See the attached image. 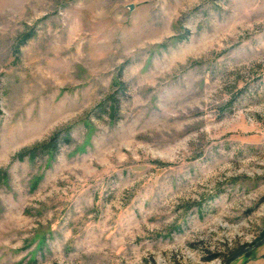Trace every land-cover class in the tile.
<instances>
[{"label":"rangeland","instance_id":"1","mask_svg":"<svg viewBox=\"0 0 264 264\" xmlns=\"http://www.w3.org/2000/svg\"><path fill=\"white\" fill-rule=\"evenodd\" d=\"M0 173V264H221L260 240L264 0H0Z\"/></svg>","mask_w":264,"mask_h":264},{"label":"trees","instance_id":"2","mask_svg":"<svg viewBox=\"0 0 264 264\" xmlns=\"http://www.w3.org/2000/svg\"><path fill=\"white\" fill-rule=\"evenodd\" d=\"M57 138V134H54L49 140L48 142L40 145L41 151L44 153H51V152H55L56 150V144H55V140ZM66 141H69V139L66 137ZM38 147H35L29 151H24L21 152L19 154L16 155L17 159L22 160L24 158L25 155H28V157L32 158L35 156L36 151H37ZM1 174V173H0ZM214 258H216V254H212L210 255L207 260H213Z\"/></svg>","mask_w":264,"mask_h":264},{"label":"water","instance_id":"3","mask_svg":"<svg viewBox=\"0 0 264 264\" xmlns=\"http://www.w3.org/2000/svg\"><path fill=\"white\" fill-rule=\"evenodd\" d=\"M263 244H264V237L261 238L260 240L256 241V242H254L251 245H246V246L242 247L241 249L237 250L231 256L226 258L221 264H232L237 259L241 258L242 256L249 254L250 252H252L253 250H255L256 248H258L259 246H261Z\"/></svg>","mask_w":264,"mask_h":264}]
</instances>
